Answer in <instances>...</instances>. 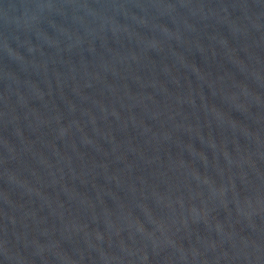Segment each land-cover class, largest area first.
I'll return each instance as SVG.
<instances>
[{
    "label": "water",
    "instance_id": "obj_1",
    "mask_svg": "<svg viewBox=\"0 0 264 264\" xmlns=\"http://www.w3.org/2000/svg\"><path fill=\"white\" fill-rule=\"evenodd\" d=\"M0 264H264V0H0Z\"/></svg>",
    "mask_w": 264,
    "mask_h": 264
}]
</instances>
